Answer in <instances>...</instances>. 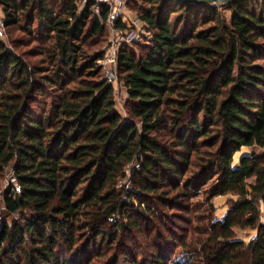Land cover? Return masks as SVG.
I'll use <instances>...</instances> for the list:
<instances>
[{
  "label": "trees",
  "instance_id": "trees-1",
  "mask_svg": "<svg viewBox=\"0 0 264 264\" xmlns=\"http://www.w3.org/2000/svg\"><path fill=\"white\" fill-rule=\"evenodd\" d=\"M61 2L0 0V181L20 187L0 264H264V0H136L149 38L118 52L125 116L85 50L109 6Z\"/></svg>",
  "mask_w": 264,
  "mask_h": 264
},
{
  "label": "built area",
  "instance_id": "built-area-1",
  "mask_svg": "<svg viewBox=\"0 0 264 264\" xmlns=\"http://www.w3.org/2000/svg\"><path fill=\"white\" fill-rule=\"evenodd\" d=\"M86 3L88 0H81ZM97 5H108L109 13L107 21L113 33L110 45L104 51V56L98 61L102 70L103 80L116 88L118 85V52L123 45L134 47L136 45H145L149 38L148 26L135 14L128 11L124 0H92ZM99 13V9H96ZM4 25L0 22V27ZM10 183L8 188L12 187V193L19 192V184L12 171H8ZM7 188V189H8ZM1 210V208H0Z\"/></svg>",
  "mask_w": 264,
  "mask_h": 264
},
{
  "label": "rangeland",
  "instance_id": "rangeland-1",
  "mask_svg": "<svg viewBox=\"0 0 264 264\" xmlns=\"http://www.w3.org/2000/svg\"><path fill=\"white\" fill-rule=\"evenodd\" d=\"M61 1L62 0H49L51 5L54 7L57 6L58 9L61 8V5H62ZM124 2H126L128 11L130 13L134 14L133 10H131V5L136 4V0H124ZM81 3H83V1H81ZM79 5H81V4L79 3ZM221 13H223V15L226 18H230V12L229 11H226V10L224 11L221 9ZM3 19H4V16H3L2 10L0 8V22L2 24H3ZM19 35L21 36V38L24 37L22 32H21V34H16V37ZM112 38H113V33H112L110 26H109V23L107 21L106 31H105L104 37L101 39H98V40H94V39L92 40L91 39L88 42L89 45L86 47L85 50L89 54H92L95 51L100 50V49H103L105 51L106 47L108 45H110ZM0 39L2 41H4L6 43V45L10 46V43H9L10 38L7 34V30L5 31V28H3V27H0ZM25 39H26V37H25ZM96 43H99V44H96ZM35 47H36V44H32V45H29L27 47L20 48V50L21 51H27V50L35 48ZM114 98H115V103H116L115 109L122 116H125L126 115V109H125L126 90H125L123 82L120 80V78L118 80V85L114 89ZM249 153H250V149L243 148L240 153H237L235 155V164L240 160L241 156H243L244 154H249ZM257 153H259V154L264 153V149H258ZM130 175H131V172H128L127 176L125 178H123V180H121V182H120L119 187L124 188L125 189L124 191H133L132 182H131V180H129ZM252 181L253 180H249V182H252ZM9 183H10V175L6 172L3 180L0 181V208H1V210H0V223L2 222V219L4 217L3 213L5 210L4 205H3V194H4L5 190H7ZM236 199H237L236 196L229 195V196H225V197H218V198L212 200V204L214 206L215 218L217 220H222L224 218V216L226 215V213L228 212L229 201L230 200H236ZM261 209H262V222H264V208L261 207ZM11 220L9 218V221H11ZM235 233H236L237 238L239 240L244 241L246 244H248L251 241V239H253L257 235L256 230H250V229L242 230V229L236 228Z\"/></svg>",
  "mask_w": 264,
  "mask_h": 264
},
{
  "label": "water",
  "instance_id": "water-1",
  "mask_svg": "<svg viewBox=\"0 0 264 264\" xmlns=\"http://www.w3.org/2000/svg\"><path fill=\"white\" fill-rule=\"evenodd\" d=\"M186 4H198V5H218V4H228L236 2L238 0H175Z\"/></svg>",
  "mask_w": 264,
  "mask_h": 264
}]
</instances>
